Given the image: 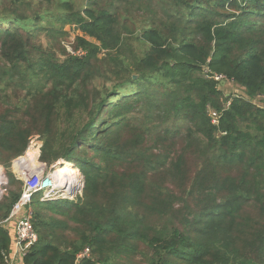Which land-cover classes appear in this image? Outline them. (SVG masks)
I'll use <instances>...</instances> for the list:
<instances>
[{
  "label": "trees",
  "instance_id": "1",
  "mask_svg": "<svg viewBox=\"0 0 264 264\" xmlns=\"http://www.w3.org/2000/svg\"><path fill=\"white\" fill-rule=\"evenodd\" d=\"M34 2L0 1V264L23 186L12 161L33 135L40 162L74 164L85 187L77 202L34 197L23 264H76L85 248L78 264H264V0H62L52 20L95 41L78 36L84 55L63 61L41 37L65 33L26 16Z\"/></svg>",
  "mask_w": 264,
  "mask_h": 264
},
{
  "label": "built area",
  "instance_id": "2",
  "mask_svg": "<svg viewBox=\"0 0 264 264\" xmlns=\"http://www.w3.org/2000/svg\"><path fill=\"white\" fill-rule=\"evenodd\" d=\"M205 75H207V78L217 82L220 86L229 84V79L226 76L222 74H211L208 68H205ZM209 117L215 126H219L221 119L220 113L209 111ZM23 158L17 159L15 163ZM37 160L39 161V156ZM15 163L13 165V173L18 180L23 182V186L20 198L14 205L11 216L7 220L8 222L14 219L16 222L14 230L15 253L14 257L10 259L9 264H14L15 258L18 256L25 257L29 250L38 243L39 237L32 222L31 206L34 197L41 194L40 201L43 203L62 200L77 202L83 197L85 187L84 176L74 164H70L73 172L72 176H66L64 178L56 176L57 168L66 164L64 160L58 166L54 165L50 168L46 164L39 163L40 167L34 170H31L27 164L23 163H17L16 169ZM5 183L6 174L0 169V190ZM90 257L91 249L85 248L77 255L76 264Z\"/></svg>",
  "mask_w": 264,
  "mask_h": 264
},
{
  "label": "rangeland",
  "instance_id": "3",
  "mask_svg": "<svg viewBox=\"0 0 264 264\" xmlns=\"http://www.w3.org/2000/svg\"><path fill=\"white\" fill-rule=\"evenodd\" d=\"M0 1L1 2H9L10 0H0ZM34 1L35 2L33 4L32 8L26 12V16L35 17L36 13H39V15H41V16L49 15L48 19H44L43 21H40V24L42 25L41 27L52 26L53 28H56L60 32L65 33V34L61 35V37L55 38L54 43H50V44L47 43L46 39L44 38V35H42L41 40H43V43L45 45L44 47H45L46 51L50 52V53H54L57 57V60H59V61L65 60V58H66L65 51H66V54H69L71 56H78L79 57L81 55H84L83 52H81V51L79 52V51H76L74 49V44L76 42V38L78 36L85 37V38L95 42L94 39L90 38L85 33H83L81 31V29L79 28V26H77L73 22H70L67 25L62 27L61 23L56 21V19L52 20L53 12H55L57 9H59V5H61L64 2V0L62 3H61L62 0H34ZM68 1L70 2L71 7L74 11L84 10L87 7V5L89 4L88 0H68ZM3 7L4 6H1L0 8L2 9ZM61 8H63V7L60 6V11L62 13L65 12ZM50 16H51V18H50ZM29 25H30L31 29H34V22L30 23ZM135 45L138 46V50H140V51H142L144 48V45H142L141 43H138V44L135 43ZM223 86H226V87H223ZM223 86H220L218 84L219 90H221L222 93L224 94V96L226 98L230 99L231 101L233 98H235L237 96L240 97L241 95H243L242 94L243 90H241L233 80H229V84H226ZM231 101L227 103V107L230 105ZM258 102H260V101H257L256 103H258ZM259 104H261V103H259ZM262 106H264V104H262ZM209 111L218 112L216 110H209ZM218 113H220V112H218ZM220 114L222 115V113H220ZM43 144H44V142L42 140L41 135H33L30 138L29 148H28L27 152L31 148L34 150H36V149L39 150V148H40L39 155H38L40 158L41 149L43 147ZM27 152L21 157H24L27 154ZM21 157H19V158H21ZM19 158H17V159H19ZM17 159L12 161V167L10 169L12 173L14 170L13 165ZM62 162H63V160L59 161L55 165L58 166V164H60ZM38 163H41L40 160L38 161ZM41 164H43V163H41ZM48 168H50V167H48ZM0 169L3 170L6 174L5 168L0 166ZM6 181H7V179H6ZM4 186H5V184L3 185V187L0 190V199L1 198L3 199V197L6 196V191H5ZM38 195H41V194H38ZM140 262H141V259L139 257L131 258V259L121 258L118 264H139Z\"/></svg>",
  "mask_w": 264,
  "mask_h": 264
},
{
  "label": "bare ground",
  "instance_id": "4",
  "mask_svg": "<svg viewBox=\"0 0 264 264\" xmlns=\"http://www.w3.org/2000/svg\"><path fill=\"white\" fill-rule=\"evenodd\" d=\"M38 155H39L38 150L37 149L33 150L30 154L24 156L23 159H20L18 162H16L15 168L17 169V163L18 164H21V163L27 164L31 168V170H34V169L40 167V164L37 161ZM59 167L63 168V169H59L56 171L57 177L64 178L66 176H72L73 175V172L71 170V166H59ZM65 167H67V169Z\"/></svg>",
  "mask_w": 264,
  "mask_h": 264
},
{
  "label": "crops",
  "instance_id": "5",
  "mask_svg": "<svg viewBox=\"0 0 264 264\" xmlns=\"http://www.w3.org/2000/svg\"><path fill=\"white\" fill-rule=\"evenodd\" d=\"M67 163V162H65ZM69 164V163H68ZM14 174V173H13ZM15 175V174H14ZM63 201V200H62ZM65 201V200H64ZM15 220L14 219H11L10 221L7 222V226H8V229L10 231L11 234H14V230H15ZM14 253H15V244H14V238H13V246H12V255H11V258L12 259L14 257ZM23 259L24 257H16L15 258V263L14 264H23Z\"/></svg>",
  "mask_w": 264,
  "mask_h": 264
},
{
  "label": "water",
  "instance_id": "6",
  "mask_svg": "<svg viewBox=\"0 0 264 264\" xmlns=\"http://www.w3.org/2000/svg\"><path fill=\"white\" fill-rule=\"evenodd\" d=\"M134 78H137V76H134Z\"/></svg>",
  "mask_w": 264,
  "mask_h": 264
},
{
  "label": "clouds",
  "instance_id": "7",
  "mask_svg": "<svg viewBox=\"0 0 264 264\" xmlns=\"http://www.w3.org/2000/svg\"><path fill=\"white\" fill-rule=\"evenodd\" d=\"M66 162V161H65Z\"/></svg>",
  "mask_w": 264,
  "mask_h": 264
}]
</instances>
